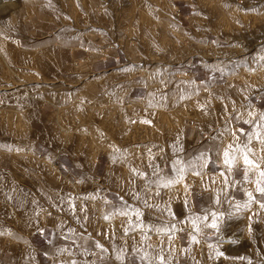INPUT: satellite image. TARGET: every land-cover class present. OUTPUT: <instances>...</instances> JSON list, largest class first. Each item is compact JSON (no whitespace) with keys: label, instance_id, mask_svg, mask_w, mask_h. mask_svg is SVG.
I'll list each match as a JSON object with an SVG mask.
<instances>
[{"label":"rangeland","instance_id":"obj_1","mask_svg":"<svg viewBox=\"0 0 264 264\" xmlns=\"http://www.w3.org/2000/svg\"><path fill=\"white\" fill-rule=\"evenodd\" d=\"M107 48L121 63L93 71ZM257 94L264 0H0V264H38V247L57 243H76L57 264H264ZM186 122L223 161V180L206 182L229 187L234 166L246 170L247 199L228 198L198 225L188 206L197 176L174 157ZM97 155L105 172H91Z\"/></svg>","mask_w":264,"mask_h":264},{"label":"crops","instance_id":"obj_2","mask_svg":"<svg viewBox=\"0 0 264 264\" xmlns=\"http://www.w3.org/2000/svg\"><path fill=\"white\" fill-rule=\"evenodd\" d=\"M180 11V10H179ZM181 12V11H180ZM105 57L101 60L97 59L92 62L91 67L95 72H103L113 68H116L121 60L124 58L123 54L116 50H111L107 48L105 50ZM195 77L198 72L192 73ZM202 75V74H201ZM200 79H195V82H203L205 79L201 76ZM129 88V98L137 99L142 97L143 90L141 86L137 85V81L133 80ZM256 102L264 100V94H257L255 96ZM235 132L237 135H246V133L251 129L250 124L243 119L238 118L234 122ZM196 128L190 122H186L183 126V145L181 147V152L174 155L176 164H178L179 169L185 173H194L197 177L192 178L194 184L188 190V206L190 214L195 217V225H198L197 217L201 216L205 211L223 205L226 200L232 199L233 201H244L247 199V188L244 184L247 182L245 174V165L243 163H238L234 166L230 176V186L218 184H209L207 181V176H212L219 182L223 180L221 174L222 171V160L218 159L217 156L213 154L211 148L206 146L204 138L197 132ZM169 169L174 171L171 161L168 160ZM107 168V160L101 155H97L93 165L92 173L105 172ZM224 168V165H223ZM78 168L74 165L69 171L71 174ZM203 177H200L204 175ZM200 177L201 180H198ZM205 181V182H204ZM111 196L117 195V193L110 191ZM114 194V195H113ZM261 195L259 192L255 193V199ZM109 202H114L112 198H108ZM199 229L200 239L206 243H213L216 241L217 232L212 226L200 225L196 227ZM178 244L180 247H184L190 244L191 237L187 230H181L177 236ZM72 244H52L46 245L41 244L37 249L36 259L38 264H57L62 263L61 252H64V259H69L73 255ZM72 248V249H71ZM181 264V263H179Z\"/></svg>","mask_w":264,"mask_h":264},{"label":"snow or ice","instance_id":"obj_3","mask_svg":"<svg viewBox=\"0 0 264 264\" xmlns=\"http://www.w3.org/2000/svg\"><path fill=\"white\" fill-rule=\"evenodd\" d=\"M227 156H228V153H225V157H226V163L228 162L227 161ZM247 162H249L250 163V161H247ZM260 191H262V192H264V189H260ZM249 195L251 196V194L249 193ZM213 226H215V225H213ZM162 259V258H161Z\"/></svg>","mask_w":264,"mask_h":264}]
</instances>
